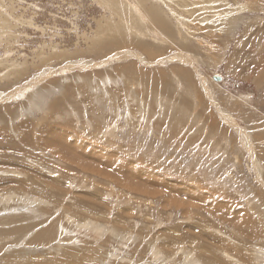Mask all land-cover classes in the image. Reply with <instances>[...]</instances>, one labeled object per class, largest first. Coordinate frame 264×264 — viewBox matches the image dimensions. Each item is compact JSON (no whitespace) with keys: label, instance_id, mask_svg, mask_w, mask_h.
<instances>
[{"label":"rangeland","instance_id":"1","mask_svg":"<svg viewBox=\"0 0 264 264\" xmlns=\"http://www.w3.org/2000/svg\"><path fill=\"white\" fill-rule=\"evenodd\" d=\"M257 41L264 0H0V264H264Z\"/></svg>","mask_w":264,"mask_h":264},{"label":"bare ground","instance_id":"2","mask_svg":"<svg viewBox=\"0 0 264 264\" xmlns=\"http://www.w3.org/2000/svg\"><path fill=\"white\" fill-rule=\"evenodd\" d=\"M251 28H252V26L246 29V34L243 35V38L241 39V41L237 45L238 49H236L237 51L232 57V62H233V58H237L238 52L241 51V48H246L249 44L252 43L251 38H249V31ZM255 45H256L255 46L256 47L255 56L253 55V57L251 58V57H249L248 53H246V56H245V59L248 60L247 67L246 66L245 67H246V69H249L251 71L250 75L249 76L246 75L245 78L247 77V79H248V77H251V79L258 85V87L262 88V87H264V42L260 43V41L259 42L257 41V43H255ZM238 60H239L238 58L234 59L235 62ZM249 70H247V71H249Z\"/></svg>","mask_w":264,"mask_h":264}]
</instances>
